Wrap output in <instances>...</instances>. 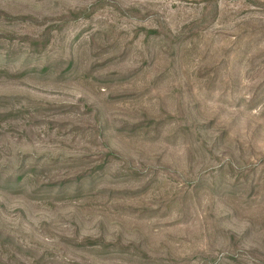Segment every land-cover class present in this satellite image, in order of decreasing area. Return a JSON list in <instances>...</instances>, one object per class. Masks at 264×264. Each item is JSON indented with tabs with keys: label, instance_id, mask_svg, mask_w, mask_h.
Segmentation results:
<instances>
[{
	"label": "rangeland",
	"instance_id": "1",
	"mask_svg": "<svg viewBox=\"0 0 264 264\" xmlns=\"http://www.w3.org/2000/svg\"><path fill=\"white\" fill-rule=\"evenodd\" d=\"M0 264H264V0H0Z\"/></svg>",
	"mask_w": 264,
	"mask_h": 264
}]
</instances>
